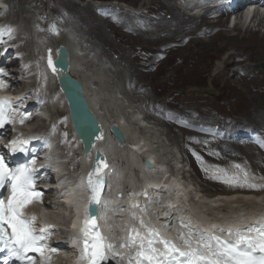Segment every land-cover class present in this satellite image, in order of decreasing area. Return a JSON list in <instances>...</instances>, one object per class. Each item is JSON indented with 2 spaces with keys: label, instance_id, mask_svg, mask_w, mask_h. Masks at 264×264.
Instances as JSON below:
<instances>
[{
  "label": "bare ground",
  "instance_id": "bare-ground-1",
  "mask_svg": "<svg viewBox=\"0 0 264 264\" xmlns=\"http://www.w3.org/2000/svg\"><path fill=\"white\" fill-rule=\"evenodd\" d=\"M6 1L8 4L7 13L8 15H11V17L21 18L20 16L25 13H28V14L30 12L35 13L36 10H41V12L43 13L44 11V9L42 10L41 8L40 9L34 8L36 6L34 3L35 0H31V3L32 2L34 3L32 6L30 5V0H6ZM38 1L39 0H36V4ZM131 1H132L131 3L136 5L140 0H131ZM172 1L173 0H163V1L154 0L153 1V4L157 5L155 12L161 11V12H166L165 14H171L172 18L170 21H166L164 18H160V17H158V19L149 18V20H151V24L147 25L146 22L144 21L143 22V26H145L144 30H141L140 28L137 27L138 25H135V24L130 25L129 27L128 26H125V27L129 29L131 28V29L137 30L138 31L137 34L140 35V38H139L140 41H143L146 44L147 43H156V45L158 44V46L161 47L160 49H165L167 51L168 56L169 55L172 56L173 53L175 55L176 49L173 47L172 44L178 43L177 39L181 40L180 42L182 43V41L184 42V40L187 38V41L185 40L186 43L181 44L186 47L189 46V48H192V51L187 56L184 57V61L187 63V65L188 63L192 64V62L199 56L201 57L208 56L209 58L222 59V55L224 52L227 53L229 50H233L232 53L231 52L228 53L227 54L228 56L227 57L225 56V58L222 59L221 62L223 64V69L219 71V73H217L215 77L214 76L212 77L209 75L206 77V82H207L206 93L209 94L208 91H210V94L214 96H218L219 95L218 93L220 92L219 91L220 87H217L214 85L215 80L222 79L224 82H227L228 78L224 79V76L226 75L225 71H227L228 66L234 63V61H232L233 59L237 57L259 58V61H257L256 63H253V66L262 65V67H260V71L256 72L255 73L256 76L252 78L249 75H247L246 80L242 82V85H241L242 90L237 92V95H239V99L242 102L245 101L247 103L246 100H248L249 102L254 99L252 96V93L250 94V90H249L251 87L256 88L258 91H264V61H263L264 59V35L260 33L262 29H264V11L259 12L255 16V18H253L252 22H248L247 20H245L243 22L234 24L235 26L232 29L233 31H236L238 29L239 31H244L245 33V35L242 38H239L237 35L230 36L228 33H226L230 29V27H228L229 23L227 20L224 22L221 19V18L227 17L228 15V11L226 10L224 4L208 2L203 7L202 4H204V1L202 0H174L175 3L174 1L172 3ZM247 1L248 0H244L243 2H240L237 5L236 9H238L239 7L245 6ZM164 2H167V4H165ZM183 3H184L183 9L185 10L177 6V4H179L182 7ZM261 3L264 4V1ZM1 4H3V2H1ZM66 6L72 10L71 13L73 12L74 14L72 16L73 19L74 17L77 16L76 18L79 21V22L77 20H76L77 22L73 21V23L76 26L72 24L69 27L73 29L76 33H80L81 35L77 37L84 43L86 42L90 43V46L84 47L80 41H79L80 45H76L74 41L72 40H68L65 42L64 41L65 39L63 41H60V43H57L55 45L52 43L48 46H50L53 50L56 49L59 45H63L67 48L69 52V64H70L69 73L73 78L77 79L81 83L82 88L84 90V97L86 98L88 105L90 106L91 110L93 111V113L95 114V116L97 117L100 124L105 130V133H104L105 139L97 145V148L102 149L103 151L106 152L107 162L105 163L107 164V167L104 168V170L108 171V174H110L109 176L110 183H109V192L107 194L106 199L100 206L98 217L100 221V226L102 228V231L106 239L109 240L110 244L114 245L112 254H109L108 258L106 259V264H121L122 262L118 260V258H121L126 264H136L134 253L135 251H137V249L136 248L129 249L128 247H120V245L127 243V238H128L130 229H136L140 231L142 235H146L143 232V229L141 228V225H140L141 220L144 221V224L147 227L155 229L157 232H159L160 236L163 239L173 241L175 244L181 247V250H185V251L187 249L183 247V241L177 238L181 234L187 237L189 234V231H192L194 233H200L204 236L215 234L219 236L221 239L228 240L230 239L227 234L228 230L230 229L231 230H237V229L246 230L250 225L258 224L261 220H264L263 201L258 202V204L261 207L259 205H256L255 203L256 199L262 196H263L262 198H264V190L261 189L260 187H256L255 188L256 192H254V191L247 189L246 186L228 187V186L221 185L222 187L218 186V188H215L216 189L215 192L205 190L206 192H208L205 195L206 198L205 197L201 199L197 198L199 196L198 193L195 194L197 197L195 195L192 196L193 201L199 202L198 200H202V202H205V203L190 204V202H188V196H190V194L188 193L192 192V194H194L192 189H190V184H188L191 182V180L189 182L187 181L188 178L186 174H184L185 170L183 169L182 164L180 163L179 160H176L175 162L176 166L173 167L174 168L173 171L168 169V167L164 164V161L161 162L160 153L163 152L162 154L164 156V154H166L165 153L166 151L165 150L162 151L161 148L158 149L155 146L159 142V139L161 137L159 133L160 131L157 128L158 125H156L152 121V119H154L152 118V116H150L151 120H148L149 118H147L143 114L141 115L139 112V109L144 110V108H146L149 110V107H148L149 104L144 106V104H146L145 102H142L140 99L139 100L136 99V101L132 102L136 104V106L131 107V109H134L131 112L132 114H130L129 116L125 114L128 117H125L124 114L123 116L117 115L118 117H111V118H106L102 116L101 114L102 111L97 110L99 106L98 104L100 102V98L95 97L96 95L94 91L92 90L93 92H91V87L86 85L89 78L85 77L86 74L84 72L86 70L82 71V69L85 68L83 61H82L83 60L82 53L94 52L95 48L100 46L101 44L103 47L108 46L112 50H117L118 52L120 49H118V47H115V45L111 42V40H109L108 36L107 37L105 36V33H103L104 30L101 29L103 28V25H101L102 23L101 24L99 23L101 20L99 19L100 21H98L96 16H94L91 13L90 8H85V9L83 8L82 12L87 14V16H84L83 13L80 10H78L75 6H72L69 4H67ZM0 7L3 8L2 6ZM150 8L152 9V7ZM216 10L220 11L222 13V16L216 13L215 12ZM51 11L54 14H57V15L59 14L58 8H52ZM188 11H191L192 13ZM66 12H69V11H66ZM147 15L149 16V14ZM147 15L139 14L136 16L137 18H140V17L147 16ZM27 16L22 18V23L24 22L26 26L24 25L25 27L24 26L22 27L24 30L21 29V35L23 34V31L25 32L27 31L28 34H31L30 24H31L33 17L29 20ZM58 16L59 18L57 20V23H61V24L64 23L62 22L63 20H65L64 17L62 18L63 20L61 21L60 20L61 14ZM208 17H212L214 22L213 21L209 22L208 21L209 19L206 20ZM71 18H68V19L72 20ZM128 18H131V17H128ZM134 18L135 17L133 16L132 19ZM134 21H136V19ZM65 22L67 23L66 20ZM139 22L141 23V21ZM139 22L137 24H139ZM57 25L59 26V24ZM201 26L204 28L201 29ZM107 27L112 29L111 24H108ZM56 29L57 28L53 30L56 31ZM83 29L87 30V31L84 30L87 35L84 33ZM214 29H218L217 33L214 36V38L217 40L214 42H213V39L204 41L200 36L194 37L196 35H207L210 32L214 31ZM162 35H165V36H162ZM190 36H193L194 38H189ZM85 37H87V40ZM21 49H23V47ZM102 49L104 50V54L106 56L109 55L107 53V50H108L107 48H106L107 50H105L104 48ZM122 50L123 49L121 48V51ZM124 52L125 51H123V53L121 52L120 54L121 55L120 56L121 59L119 58L120 63H116V61L113 60L114 58L113 55H112V58L111 57L108 58L107 56V59L109 60V63L115 67L114 69L119 68L120 73H125V75L128 74L125 77L128 78L127 81H130V83L133 84L134 83L133 79L138 78L139 72H138L137 67L134 66L135 64L130 61L132 59H129L128 57H126L124 55ZM156 52H157L156 58H158L160 56V52L158 51ZM88 53H87V56H88ZM145 53H149V51L147 50L144 51L143 55ZM114 54H118V53H114ZM30 56H34V55H30ZM86 58L87 57H84V60H86ZM171 65H173L172 62L169 66ZM77 67H80L81 71L77 70ZM244 67L245 65L241 66V69L243 70ZM132 69H134V71H132ZM171 69H172V72L169 77L174 76L175 74H177L176 72L179 73V71L182 70L181 67H178V66L172 67ZM249 69L250 68L247 67V70L250 72ZM32 71H33V68H32ZM162 71L163 69H161V73ZM248 71L247 73L249 74ZM165 72L163 71V73ZM16 73L24 76L26 74V70L25 69L17 70ZM118 75L120 76L121 74H118ZM51 80H53L52 83H51ZM42 81L45 83V86L38 88L41 94L45 98H47L45 96V93H47L48 86L51 85L53 87L54 94L55 95L57 94V99L55 103L51 105L53 108L56 107L59 103L64 105L63 110H59L57 113L60 117L62 116L64 117V115L67 112V105H65L66 103H64L65 100H64L63 95L59 93L60 90H59V86L57 83V79H55L54 76L50 74L48 77V81H46L44 75L42 76ZM127 81H125L123 85H125ZM92 85H94V82H92ZM197 88L201 92L204 91L202 88H199V87ZM134 91H135L134 92L135 94H138L139 88L138 87L135 88ZM207 94H205V96ZM51 110H52L51 107H49V109H47L46 112H49ZM155 111L156 110H152L150 112L154 114ZM21 116L22 115L18 116L19 121H20ZM254 120L257 121L259 120V118L257 117L251 118V121H254ZM67 121L69 122V120ZM67 121H66V124H67ZM112 125H117L123 132V135L125 136L124 141L120 144H118L117 140L113 137L110 131V127ZM263 125H264V122L262 121L261 124H259V126H263ZM67 127L70 131V135H71L70 137H72V134H71L72 131H71L70 125L67 124ZM239 128L240 127H237L236 129H239ZM257 129H260V127L259 128L257 127ZM171 134H172V131L169 135L171 140H173V138L174 140L178 139V137L175 134L173 135L174 137L172 138ZM244 134H248V133L245 132ZM75 142H77V145H79L78 151H80L81 145L78 144L76 137H75ZM232 149H235V148H232ZM180 150L181 148L179 147V153L176 151L175 152L176 155H179V154L181 155ZM61 153L62 152H59V150H54L52 147L48 148V156H52L54 164L58 166L56 169V175L58 179L61 181V183H59L58 186L61 190H64V189L69 190V193L67 194L64 202L66 205H69L70 207L73 208V212L75 210V212L79 214L80 209L82 208L83 205H82V201L80 204L78 201L81 199V197L83 199V195L86 194V190L84 188L83 181L81 179L78 180L77 182L76 180L74 181L75 177H77V174L74 172L76 175L71 176V172L65 169L66 164L70 163L71 160L67 158L65 155H62ZM92 158H93L92 153H90L89 155H84L82 153V156H81L82 175H84L87 172L88 168L90 167ZM221 159L218 158L219 161H221ZM146 160L151 161L152 168L145 167L144 161ZM125 171H127V177L123 179L125 180L127 185L123 187L122 186L123 183H120V177L123 176V173ZM119 190L121 191L120 194H122V196L117 198L116 193ZM223 197H226V199L221 200V198ZM251 199H253V201H251ZM238 200L240 203H243V205L250 206L251 208L246 212H238L236 214H232V216L228 215V217L226 218L220 216L219 214H215V213L214 215L205 214L207 212V208L209 207L211 209L217 208V206L221 205L220 203L222 202H225L227 206H230L232 205V203L236 201L238 202ZM211 206L214 208H212ZM32 211H34L36 215L39 213L37 208H33ZM47 212L50 213L52 216L56 215V211L54 210H48ZM182 224L186 225V227L182 226ZM72 227H75V226H72ZM220 229H224L225 231L222 233L220 232ZM192 244L193 245L196 244L195 238H193ZM157 247H161V246L157 245ZM70 252H71V256L66 258V263L67 264H78V263H74L73 261L74 250L72 249V247L70 248ZM46 256L50 257V261H52L54 258H57L59 254L58 253L53 254L51 253L49 249V252L46 253L45 257ZM40 264H46V263L41 262Z\"/></svg>",
  "mask_w": 264,
  "mask_h": 264
},
{
  "label": "rangeland",
  "instance_id": "rangeland-1",
  "mask_svg": "<svg viewBox=\"0 0 264 264\" xmlns=\"http://www.w3.org/2000/svg\"><path fill=\"white\" fill-rule=\"evenodd\" d=\"M5 1L6 0L1 1L3 2L1 6L5 7L6 9V18L10 22L16 24V28H18V35L22 36L21 43L23 47V53L26 57L28 56L27 59H32L34 57L36 61H38L36 57L40 55L44 47L52 43L55 45L57 43H60V41H63L64 39L65 42L68 40H72L76 45H80V41L84 47L90 46V43H84L77 37L81 35L80 33H76L69 27L72 24L76 26L73 21L77 22L78 20L76 18L77 16L73 19L72 16L74 14L73 12L71 13L72 10L66 6L67 4L75 6L81 12L83 11V8H90L91 13L96 16L98 21L101 20L99 23H102L101 25H103V28H101L102 30H104L103 33H105V36H108L109 40H111L115 47H118V49L120 50L118 52L117 50H112L110 47L105 46L108 49L107 50L101 44L100 46L95 48L94 52H81L83 56V60H81L83 61L85 67L82 69V71L86 70L84 72L86 74L85 77L89 78L86 85L91 87V92L94 91L96 95L95 97L100 98L97 110L102 111V116L106 118L118 117L119 115L123 116V114H127L129 116L134 110L131 109V107L136 106V104L132 103L133 101H136V99H140L142 102H145L146 104H144V106L149 104V110L146 108H144V110L138 108L139 112L141 115L143 114L144 116L149 118L148 120H151L150 116H152V118H154L152 119V121L156 125H158L157 128L160 131L159 133L161 137L159 139V142L157 144L155 143V146L158 149L161 148L162 151L165 150V153L167 154H164L163 156V152L160 153L161 162L164 161V164L168 167V169L173 171V167L176 166V160H179L182 164L183 169L185 170L184 174H186L188 178L187 181L189 182L191 180V182L188 184H190V189H192L194 194H192V192L188 193L190 194V196H188V202H190V204L205 203L202 202V200H198L199 202L192 200V196H194L196 193H198L199 196H195L201 199L204 197L206 198L205 195L208 192H206L205 190L215 192V188H218V186L222 187L221 185L228 187L239 186L224 184L222 180L214 178L216 174H208L209 169L214 171L218 167L226 170L229 174H233L237 171L233 166L236 164H240L242 168L249 173L248 183L250 185H255V187L252 188H250L249 186L248 187L255 192L256 187H260L264 190V125L259 126L262 121L264 122V91H258L256 88L251 87L249 90L250 94L252 93L254 99L249 102L248 100H246L247 103L245 101L242 102L239 99V95H237V92L242 90L241 85L242 82L246 80L247 75L252 78L256 76V72L260 71V68L255 69L256 65L253 66V63L259 61V58L237 57L233 59L232 61H234V63L228 66L227 71H225L226 75L224 76V79L228 78L227 82H224L222 79L215 80L214 85L220 87V92L218 91V96H214L210 93H206V77L208 75L215 77L217 73H219V71L223 69V64L221 62L222 59H224L225 56L227 57L228 53H232L233 50H229L227 53L224 52L222 55V59L209 58L208 56H199L192 62V64L188 63L187 65V63L184 61V57L192 51V48H189V46L186 47L184 45H181L182 43H186L187 38L185 39L186 41L184 40V42L182 41V43L180 42L181 40L177 39L178 43L172 44L176 49L175 55L173 53L172 56H168L167 51L165 49H160L161 47L158 46V44L156 45V43L146 44L143 41H140V35L137 34L138 31L135 29L126 28L125 26L129 27L130 25L135 24L138 25V28L144 30V21L147 25L151 24V20H149V18L158 19V17H160L164 18L166 21H170L172 18L171 14H165L166 12H155L157 5L153 4L154 0H140V3L138 2L136 5L131 3V0H59V2L58 0H39L40 2L38 1L37 5L35 0L34 3L36 6L34 8H41L42 10L44 9L43 13L41 12V10H36L35 13L30 12L29 14H22L20 16L21 18L11 17V15H8V4L7 1ZM34 3H31L30 0L31 6ZM164 3L167 4V2ZM177 6L181 7L179 4H177ZM150 7H152V9ZM52 8H58V15L61 14L60 20L62 21V18L64 17L68 24L65 22V20L62 21L65 24L57 23L59 16L51 11ZM181 9L183 8L181 7ZM215 12L222 16V13L220 11L216 10ZM82 13L84 16H87L86 13ZM139 14H149V16L147 15L137 18L136 15ZM26 16L29 18V20L33 17L30 24L31 34H28L27 31H23V34L21 35V29H23L22 27L24 25L26 26L24 22L22 23V18ZM66 16L68 18L72 17V20H69ZM133 16L135 17L134 19H132ZM135 19L136 21H134ZM206 20H208L209 22H214L212 17H208ZM139 21H141V23ZM138 22L140 26L139 24H137ZM55 23L59 24V26ZM108 24H111L112 29L107 27ZM55 28H57L56 31H59H57V34L55 36H53L50 32L51 29ZM203 28L204 27L201 26V29ZM84 30L87 31L86 29H83V31ZM217 31L218 29H214V31L210 32L207 35H196L194 37L200 36L204 41L213 39L214 42L217 40L214 38ZM226 33H228L230 36L237 35L239 38H242L245 35L244 31H239L238 29L236 31L228 30ZM260 33L264 35V29H262ZM51 36L53 37V39L51 38ZM194 37L190 36L189 38ZM85 38L87 40V37ZM102 48L107 50V53L109 54L107 55L108 58H112L113 55V60L116 61V63H120V54L121 52L123 53V51H125L124 55L126 57L132 59L130 61L135 64L134 66L137 67L139 72L138 78L133 79V84H131L130 81H127L128 78L125 76H127L128 74L125 75V73H120L119 68L114 69L115 67L109 63V60L104 54V50ZM121 48L123 49L122 51ZM146 50L149 51V53H145L143 55V52ZM156 51L160 52V56L158 58H156ZM113 52L118 54H114ZM84 57H87L86 60H84ZM171 62L173 65L169 66ZM30 64L34 65L38 63L35 62V60H31ZM242 64L245 65L243 70L241 69V66H243ZM175 66L181 67L182 70L179 71L180 74L176 72L177 74L169 77L172 72L171 68ZM247 67L250 68V72L247 70ZM161 69L166 72L163 73L162 71L161 73ZM33 70L38 72L40 70V67L36 65L35 69ZM77 70H80V67H77ZM132 71H134V69H132ZM247 71L249 72V74L247 73ZM118 74H121L120 76L122 79ZM41 76H43V74ZM179 76L182 78H180ZM20 80H26V82H22L23 84H21V82L16 83L18 86L23 88L26 87V85L30 82L36 84L38 82V77L30 79L22 78ZM125 81L127 82L125 85H123ZM52 82L53 80H51V83ZM92 82H94V85H92ZM137 87L139 88V91L138 94H135L134 90ZM197 87L202 88L204 91H199ZM47 92L51 93L49 95L50 97L54 94L53 87L51 85L48 86ZM205 94L207 95L205 96ZM40 95H42L41 92ZM47 99L50 98L47 97ZM53 104L54 103H52V105ZM52 105L51 109L53 111H49L48 114L50 113L49 116H52L51 119H54L57 122L58 133L62 136H65V138L63 139L66 140L65 144L68 145V141L71 138L70 131L66 127L64 119H61L62 122H58L60 116L57 114L59 110H63L64 105L59 103L54 108L52 107ZM152 110H156L154 114L150 112ZM128 116L125 115V117ZM255 117L259 118V120L251 121V118ZM36 124H38V126L43 125L40 120L37 121ZM255 124H257L258 126ZM237 127L240 128L236 129ZM257 127H260V129H257ZM248 129L253 133L251 142L249 140H245L244 138L241 139L238 137V133L241 132L248 133L246 134V137H250ZM171 131V137L173 138V135L175 134L178 137L177 140H174V138L173 140H171V138L169 137ZM179 147L181 148V155H176V151L179 153ZM74 149L75 148L71 149L70 147L71 153H74ZM62 151H65L64 148L59 150V152ZM173 154L177 157H175ZM197 157H199L200 159L198 160ZM218 158H222L221 161H219ZM76 163L77 162L75 161L74 156L73 163L70 162L66 164L65 169L71 172L70 168H72V170L75 171L77 165ZM217 175H220V173H218ZM126 177L127 171H125L123 173V176L120 177V183H123V187L127 185V183L123 179ZM262 197H260L261 199H256V205H259L258 202L260 201H263L264 205V198ZM224 199H226V197L221 198V200ZM251 201H253V199H251ZM236 202L232 203V205L230 206H227L225 202H222L223 204L220 203L221 205L217 206V208L211 206L214 209H211L210 207L207 208V212L205 214L214 215L215 213L226 218L228 217V215L232 216V214H236L238 212H246L251 208L250 206L243 205V203H240L239 200L237 203ZM60 212H62L61 207L58 209V213ZM58 218L61 219L60 216ZM62 222H65V220H62ZM61 252L62 256H65V258H68L71 255L70 250L67 248L65 251L61 250ZM61 252L59 251L58 253Z\"/></svg>",
  "mask_w": 264,
  "mask_h": 264
},
{
  "label": "snow or ice",
  "instance_id": "snow-or-ice-1",
  "mask_svg": "<svg viewBox=\"0 0 264 264\" xmlns=\"http://www.w3.org/2000/svg\"><path fill=\"white\" fill-rule=\"evenodd\" d=\"M7 32L11 36L10 27L0 28V38ZM2 42V39H0ZM48 67L55 71L53 60L49 56ZM0 74H4L0 69ZM0 87H3L0 84ZM14 106L10 101L0 100V128L6 124L13 123ZM26 117L21 116L23 123ZM97 140L101 137L97 136ZM25 141H12L13 152H24ZM199 160L200 158L197 157ZM25 164L10 168L3 156H0V197L3 190L7 189L9 195L6 199L0 198V253H6L0 264H11L12 261H25L33 264L29 253H36L41 257L45 255V248L41 241L44 240L45 229L37 234L33 231L31 219L25 218L22 213L28 205L40 199L42 193L34 187L36 183L35 173L32 165ZM107 167L103 156L97 157V162L87 176L88 205H99L100 194L105 184L104 168ZM237 171L229 174L226 170L217 168L214 170L220 175L216 179L228 185H239L241 187L250 185L249 173L240 164L233 166ZM143 211V209H142ZM87 219L80 229L82 252L80 259L86 264H102L113 251L114 245L107 243L100 234L95 220L93 207L85 209ZM141 228L146 235H142L136 229H130L127 243L120 247L136 248L134 253L136 264H264V220L258 224L250 225L246 230H228L230 239L224 240L212 234L204 236L200 233L189 231L187 237L183 234L177 238L183 241L185 250L173 241L163 239L159 232L149 228L140 221ZM182 226L186 227V225ZM220 229V232H224ZM195 238L196 244H192ZM157 245L161 247H157ZM131 255V254H130Z\"/></svg>",
  "mask_w": 264,
  "mask_h": 264
},
{
  "label": "water",
  "instance_id": "water-1",
  "mask_svg": "<svg viewBox=\"0 0 264 264\" xmlns=\"http://www.w3.org/2000/svg\"><path fill=\"white\" fill-rule=\"evenodd\" d=\"M49 56L53 60L55 71H53L59 89L66 101L70 123L73 127L74 133L79 141L82 143V152L88 155L94 152V160L91 163L89 170L86 173L85 181L87 180L88 173L93 170L96 165L97 157L103 156L105 159V153L102 149L97 148V145L105 139V130L100 124L99 120L91 110L84 97V90L81 83L73 78L70 71L69 64V52L67 48L63 45H59L56 49L51 48L46 49L45 59L48 64ZM262 65H256L255 69H259ZM210 93V91H208ZM110 131L113 137L117 140L118 144L122 143L125 139L121 129L117 125H112ZM100 136L101 139L97 140L96 137ZM145 167L152 168V163L150 161L144 162ZM105 174L106 182V173ZM105 186V184H104ZM104 188V187H103ZM103 189L100 194H103ZM120 196V194H118ZM96 214V205H92Z\"/></svg>",
  "mask_w": 264,
  "mask_h": 264
}]
</instances>
